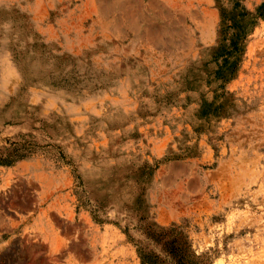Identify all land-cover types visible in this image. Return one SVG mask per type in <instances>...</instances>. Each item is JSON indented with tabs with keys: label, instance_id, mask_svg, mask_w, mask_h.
<instances>
[{
	"label": "rangeland",
	"instance_id": "1",
	"mask_svg": "<svg viewBox=\"0 0 264 264\" xmlns=\"http://www.w3.org/2000/svg\"><path fill=\"white\" fill-rule=\"evenodd\" d=\"M262 3L0 0V264H264Z\"/></svg>",
	"mask_w": 264,
	"mask_h": 264
},
{
	"label": "trees",
	"instance_id": "2",
	"mask_svg": "<svg viewBox=\"0 0 264 264\" xmlns=\"http://www.w3.org/2000/svg\"><path fill=\"white\" fill-rule=\"evenodd\" d=\"M263 7H264V3H262L258 7L257 9V11H259L258 16L264 15ZM246 14L247 12L245 10L241 12L235 10L230 13L229 20L231 21V24L225 25L223 21V27L219 30V34L221 35V41L226 40L225 33L227 32V30H229L234 26L240 28L241 25H238L237 17L245 16ZM222 15H223V19H225L226 13L222 12ZM240 32L241 31L238 29L236 33L232 34L233 36L228 45H225L224 43L221 42L219 47L215 48V57L225 56L223 60L224 65L222 69H220V71L218 72L219 78L231 77L237 69L239 57L242 51L243 39H244V36H239Z\"/></svg>",
	"mask_w": 264,
	"mask_h": 264
}]
</instances>
